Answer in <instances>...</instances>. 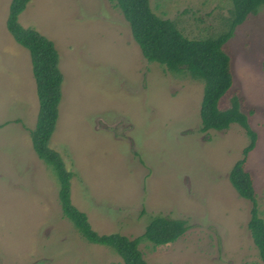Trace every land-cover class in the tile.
Masks as SVG:
<instances>
[{
    "label": "rangeland",
    "instance_id": "rangeland-1",
    "mask_svg": "<svg viewBox=\"0 0 264 264\" xmlns=\"http://www.w3.org/2000/svg\"><path fill=\"white\" fill-rule=\"evenodd\" d=\"M0 0V264H122L86 240L64 216L59 182L38 158L28 130L38 98L29 51L6 26ZM188 38L216 36L231 0H149ZM53 44L62 74L48 146L70 176V198L100 234L130 238L153 214L184 218L174 242L138 247L147 264H259L247 221L251 201L229 179L248 137L237 122L200 127L203 82L148 62L113 0H29L18 15ZM264 4L236 26L224 50L232 84L256 138L243 168L264 221Z\"/></svg>",
    "mask_w": 264,
    "mask_h": 264
},
{
    "label": "trees",
    "instance_id": "trees-1",
    "mask_svg": "<svg viewBox=\"0 0 264 264\" xmlns=\"http://www.w3.org/2000/svg\"><path fill=\"white\" fill-rule=\"evenodd\" d=\"M29 0H11L6 26L14 40L30 54L32 75L36 83L38 110L35 125L28 130L32 148L38 158L49 166L59 182L58 197L64 216L89 242L106 245L122 259V264H147L138 247L143 240L153 246L174 242L188 228L184 218L153 214L142 234L130 238L120 233L100 234L93 229L87 212L71 202L70 176L60 154L48 146L57 116L62 74L58 69L57 52L52 42L35 28L23 26L18 15ZM128 21L133 39L148 62H157L172 73H185L203 82L199 130H224L237 122L248 137L243 156L229 171V179L251 206L247 229L256 249L259 264H264V221L258 215L254 190L249 173L243 168L247 151L252 149L256 135L248 126L237 96L227 108H219V101L232 84L230 57L224 44L230 39L246 15L264 4V0H231L230 19L218 35L188 38L173 18L154 12L149 0H113ZM261 68L264 74V41L261 47Z\"/></svg>",
    "mask_w": 264,
    "mask_h": 264
}]
</instances>
